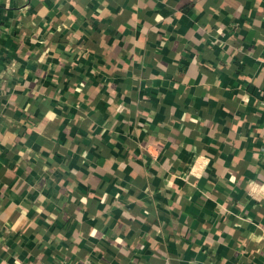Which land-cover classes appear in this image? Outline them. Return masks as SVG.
I'll return each mask as SVG.
<instances>
[{
	"label": "crops",
	"instance_id": "1",
	"mask_svg": "<svg viewBox=\"0 0 264 264\" xmlns=\"http://www.w3.org/2000/svg\"><path fill=\"white\" fill-rule=\"evenodd\" d=\"M0 264H264V0H0Z\"/></svg>",
	"mask_w": 264,
	"mask_h": 264
},
{
	"label": "trees",
	"instance_id": "2",
	"mask_svg": "<svg viewBox=\"0 0 264 264\" xmlns=\"http://www.w3.org/2000/svg\"><path fill=\"white\" fill-rule=\"evenodd\" d=\"M221 33V32H220Z\"/></svg>",
	"mask_w": 264,
	"mask_h": 264
}]
</instances>
